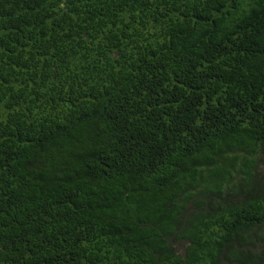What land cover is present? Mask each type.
Returning <instances> with one entry per match:
<instances>
[{"label": "trees", "instance_id": "trees-1", "mask_svg": "<svg viewBox=\"0 0 264 264\" xmlns=\"http://www.w3.org/2000/svg\"><path fill=\"white\" fill-rule=\"evenodd\" d=\"M0 264H264V0H0Z\"/></svg>", "mask_w": 264, "mask_h": 264}]
</instances>
